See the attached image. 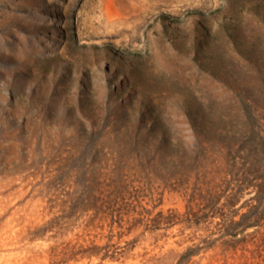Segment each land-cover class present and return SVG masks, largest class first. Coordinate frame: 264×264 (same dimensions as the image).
Segmentation results:
<instances>
[{
  "label": "rangeland",
  "instance_id": "obj_1",
  "mask_svg": "<svg viewBox=\"0 0 264 264\" xmlns=\"http://www.w3.org/2000/svg\"><path fill=\"white\" fill-rule=\"evenodd\" d=\"M0 264H264V0H0Z\"/></svg>",
  "mask_w": 264,
  "mask_h": 264
}]
</instances>
